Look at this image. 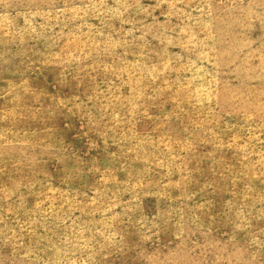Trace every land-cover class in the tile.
<instances>
[{"label":"rangeland","instance_id":"rangeland-1","mask_svg":"<svg viewBox=\"0 0 264 264\" xmlns=\"http://www.w3.org/2000/svg\"><path fill=\"white\" fill-rule=\"evenodd\" d=\"M0 264H264V0H0Z\"/></svg>","mask_w":264,"mask_h":264}]
</instances>
